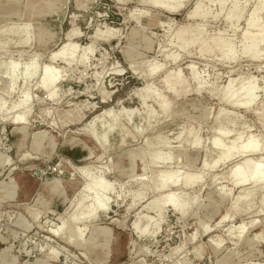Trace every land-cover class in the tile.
<instances>
[{
  "label": "rangeland",
  "instance_id": "obj_1",
  "mask_svg": "<svg viewBox=\"0 0 264 264\" xmlns=\"http://www.w3.org/2000/svg\"><path fill=\"white\" fill-rule=\"evenodd\" d=\"M148 1L0 0V264H264V187L232 182L250 142L264 165V44L255 61L243 54L250 12L264 0H239L234 27L235 0ZM198 4L206 21L188 18ZM197 29L198 41L177 46L181 31ZM219 39L233 46L231 60ZM151 64L162 71L149 76ZM46 71L61 78L43 92ZM170 73L180 77L174 91ZM166 170L181 171L185 217L151 204ZM241 225L249 234L237 238Z\"/></svg>",
  "mask_w": 264,
  "mask_h": 264
},
{
  "label": "bare ground",
  "instance_id": "obj_2",
  "mask_svg": "<svg viewBox=\"0 0 264 264\" xmlns=\"http://www.w3.org/2000/svg\"><path fill=\"white\" fill-rule=\"evenodd\" d=\"M160 1L161 0H149L148 4L157 6L158 4H160ZM238 1L239 0H235L234 10L229 12L226 15V19L230 22L231 26H233V27L242 18V10L239 7ZM247 1H249V0H246V2ZM225 6L226 5L224 4V2L221 1L219 13H223ZM209 14L210 13H208L207 11H202L201 5L198 4V6H196L195 10L193 12H191L190 15H188V18L206 21L208 19ZM260 14L264 15V2H262V3L260 2V4H258L254 8V10H252L250 12V16H249V18L247 20V24H246L247 29H246V32H245L244 37H243V41H244L243 54L246 55L247 57H249L251 60H254V61L256 60V58H258V55H257L258 53L256 52L257 48L259 46H261L262 44H264V26L261 27L259 24V20H258V17ZM202 33H203V31L200 29H197L194 32H190L189 30L181 31L177 37V42H178L177 46H179V48H181V49H186L189 45L198 41ZM130 35L135 36L136 33L132 32ZM214 46L216 48H218V50L221 53L222 58L228 59V60H231L233 58L234 49H233V46L230 44V42H225V41H222L219 39V40L214 41ZM148 49L150 50L151 46ZM209 50H210V48L207 46H200V54L201 55L209 52ZM127 55L130 58V60H132L131 52H127ZM166 59L169 60L170 57L167 56ZM174 61H176V60H174ZM132 65L133 64L131 63V66ZM155 65H157V64H155ZM155 65L151 64V68H149V70L150 69L151 70L148 72L149 76H154V75L158 74V71H160V70L162 71L163 68L162 69H160V68L163 65L162 66L160 65L161 66L160 68L158 67L159 70ZM153 66H155V67H153ZM133 69H135V68H133ZM189 69H192L191 66H189L188 70ZM16 70H17V66H12L9 70L10 72L8 73L9 78L11 80V85H12L11 89H13V87L15 86V84L17 82ZM117 73H119V72L117 71ZM117 73H115V74H117ZM177 73H179V72H177ZM36 74H37L36 67L33 64L32 70L29 73H26V80H29V79L35 77ZM142 75H144V74H142ZM173 77H174V79H172ZM60 78H61V76L60 77L59 76L54 77L47 71L42 73L41 78H40V87L38 88V90L44 92L48 86L54 84ZM164 82L167 83V87H168V89H170V91H174V88L177 85V83L178 84L180 83L179 74H171V73L167 74L165 76ZM198 91L201 92L202 90L199 88ZM234 95H235V93L232 94V96H234ZM55 96H56V94H54V93L52 95H50L51 98L52 97L54 98ZM150 96L152 98H155L157 100V102L160 103V106L162 108H166L167 105H166V102H164V98L162 96H160L158 94H153ZM230 99L231 98H229L227 100V102H231ZM25 102L28 103V97H26ZM22 120H24V118L17 119L14 122L19 123ZM232 144H233V146L235 145V143H233V142H232ZM258 148L259 147L257 146V144L250 142V144L244 148V151H242L241 155L234 157L235 160L240 159L241 162L238 164V169L236 171L235 176L232 177L234 180V181L232 180L233 186L240 187L241 189L243 186H250L253 189H257L259 187H264V165H262V163H263L262 157L263 156L261 155L262 157L261 158L257 157V159L254 158V157H256L255 154L259 153L258 151H260V150H258ZM130 169H131V172H134L133 171V169H134V163L133 162L130 164ZM180 172L181 171H179V170H176V171L166 170V171H162L159 173L157 180L154 182L155 192L157 193L158 196L156 197V199L151 204H152V206L154 205L155 207H159L161 209L170 208L179 217H185L187 212H188V208L186 206H183L181 203H179V200L177 199V197H178L177 191H179V189H180L179 185H178L180 183L178 180L180 178L179 177ZM133 174L134 173H132L131 175H133ZM48 179H52V178H48ZM199 180H200V177H194L191 179L183 180V183H184L185 187L192 189L193 186H195L196 184L199 183ZM53 182H54L53 185L56 186V188L60 186V180H54ZM245 190H247V189H245ZM229 195L230 194H228V196ZM249 196H250L249 193L247 195L238 196V199H236L234 203H231V207H230L229 211H237L238 203L240 201H242V202L248 201ZM226 198H228V197H226ZM226 198H223V200ZM44 201L50 202L51 200L49 198V200L45 199ZM263 205H264V201H263ZM231 215L228 212L220 220L218 226L226 223L229 220V218L232 217ZM230 222H232V221H230ZM257 222L254 221L252 223V225H251L252 229L257 228V224H256ZM218 228H221V227H218ZM234 230H235V228H234ZM204 231L206 232L207 228H204ZM248 234H249L248 231L246 232V227H244L243 225L238 227V231L236 232L237 238L246 237ZM2 255H3V253L0 254V258Z\"/></svg>",
  "mask_w": 264,
  "mask_h": 264
},
{
  "label": "water",
  "instance_id": "obj_3",
  "mask_svg": "<svg viewBox=\"0 0 264 264\" xmlns=\"http://www.w3.org/2000/svg\"><path fill=\"white\" fill-rule=\"evenodd\" d=\"M120 19V18H119ZM58 21L60 22V23H63L64 21H65V17L63 16V15H60V16H58ZM65 163V161H62L61 162V164H60V166H62V163ZM54 170H56V169H54ZM58 170V169H57ZM41 173L39 172V171H36L35 172V175H37V176H39ZM62 176H63V178H66V179H69V180H72L75 176H73V174H70V173H64V174H62ZM46 177L47 178H53L54 177V174L53 173H46ZM78 178H80L81 179V177L80 176H78ZM82 182H84L83 181V179H81V183ZM59 264H64V263H59Z\"/></svg>",
  "mask_w": 264,
  "mask_h": 264
}]
</instances>
